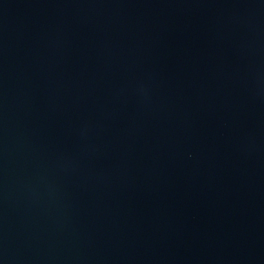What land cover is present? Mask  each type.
Segmentation results:
<instances>
[{
  "label": "water",
  "instance_id": "1",
  "mask_svg": "<svg viewBox=\"0 0 264 264\" xmlns=\"http://www.w3.org/2000/svg\"><path fill=\"white\" fill-rule=\"evenodd\" d=\"M0 264H264V0H0Z\"/></svg>",
  "mask_w": 264,
  "mask_h": 264
}]
</instances>
